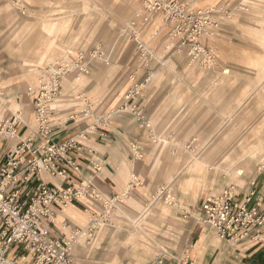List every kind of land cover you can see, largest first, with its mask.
Here are the masks:
<instances>
[{"label":"crops","instance_id":"crops-1","mask_svg":"<svg viewBox=\"0 0 264 264\" xmlns=\"http://www.w3.org/2000/svg\"><path fill=\"white\" fill-rule=\"evenodd\" d=\"M154 28L148 39L132 38L116 45L99 38L87 43V36H81L73 45L51 47H60L57 62L75 65L83 55L89 67L84 74L90 80L84 85L75 83L79 68L65 75L62 93L51 107V138H74L81 144L67 154L79 172L65 166L69 174L65 180L43 171L30 182V193H36L41 182L69 185L88 178L106 196H121L111 224H104L90 242L79 236L72 243L71 254L80 264H187L186 256L192 264H264V243L219 238L204 222L202 208L210 194L232 188L238 202L264 210V151L245 156L247 146L239 143L228 154V133L244 130L221 123L227 115H238L235 102L244 100L241 94L249 82L252 115L260 116L262 73H246L230 60L252 46L220 42L215 44V61H189L178 40L172 46L163 44L170 36L168 29ZM45 62L27 75L0 61V108L18 129L15 136L0 137V164L22 140L43 144L27 89L49 77L55 63ZM259 65L255 68H264ZM139 83H144L140 94L122 108L125 94ZM87 101L92 112L84 115ZM246 118L241 110L237 122L245 126ZM213 132L224 133L223 139L211 143ZM232 162L238 169L229 174L227 166ZM99 210L101 203L90 198L56 208L51 236L66 241ZM2 231L0 225V244ZM6 256L19 264H31L34 258L17 243L9 246Z\"/></svg>","mask_w":264,"mask_h":264},{"label":"built area","instance_id":"built-area-1","mask_svg":"<svg viewBox=\"0 0 264 264\" xmlns=\"http://www.w3.org/2000/svg\"><path fill=\"white\" fill-rule=\"evenodd\" d=\"M156 0H145L147 15L151 16L152 5ZM152 18L145 17V25L163 15L164 22L171 26V36H176L179 30L186 26L188 33L182 38V44L190 43L194 60L204 58L205 62L215 61L217 55L203 43L206 38L207 24L217 26L211 18V10H194L184 0H177L172 5L158 8ZM134 32L132 38L139 39ZM75 65L66 62H56L50 70L47 79L38 87L27 89L31 97L35 119L39 126L43 144L33 146V139L22 140L17 144L7 161L0 164V225H3V237L0 244V264H19L7 258L6 252L13 243L22 245L34 256L31 264H80L72 256V243L77 237H83L90 242L104 224H111L116 203L121 196H106L92 179L82 178L69 185H49L41 182L36 193H30L29 184L43 171L51 175H60L65 180L69 178L65 166H71L79 172L78 164L68 157V152L80 149L81 144L74 138L65 141H55L51 138L53 102L62 93L61 83L65 75L79 68V72L87 73L88 65L81 55ZM144 83L133 86L126 94L122 108H127L142 91ZM82 113L89 115L92 110L90 101ZM129 102V103H128ZM0 108V137L7 138L18 133L17 125L11 118L3 116ZM99 169L100 166L96 165ZM83 198H90L101 203V210L94 212L86 226L77 227L66 241L51 236L50 224L54 222L56 208H63ZM203 220L213 227L219 238L233 242L245 239L264 243V210L259 206L248 207L235 199L232 188L210 194L202 205ZM185 263L192 264L186 256Z\"/></svg>","mask_w":264,"mask_h":264},{"label":"rangeland","instance_id":"rangeland-1","mask_svg":"<svg viewBox=\"0 0 264 264\" xmlns=\"http://www.w3.org/2000/svg\"><path fill=\"white\" fill-rule=\"evenodd\" d=\"M176 1H154L150 5L152 11L149 16L145 0H0V61L3 60L5 63L11 64V68H20V72L28 75L37 70L36 65L40 66L45 62V57H48L45 64L56 63L61 58L62 54L58 51L60 47L55 46L57 48L51 49L53 45L65 42L68 45H73L81 36H87V43H93L95 38H99L106 44L116 45L132 39L134 32H137L138 38L148 39L155 29L154 27L158 25L168 29L170 35L172 28L164 22L163 15L156 16L150 25H145L144 20L146 16L152 18L160 10L159 7H167ZM184 1L194 10L212 11L211 18L217 22V26L207 24L206 38L202 40L209 50L212 49L218 56L215 44L220 42L252 46L253 48L236 54L237 57L230 58V60L243 66L244 72L249 74L261 72L264 77V68H255L259 64V66H264V0ZM45 24H48L49 27L44 28ZM188 28L190 26L187 24L179 30V33H176V36L170 35L173 39L169 36V41L166 39L167 34L163 39V44L172 46L176 43L174 39L178 40L177 44L186 49L187 54L184 53L186 58L192 61L194 60L190 50L192 46L190 43L182 44V38L188 33ZM68 36H73V39L65 41ZM44 49L45 51H43ZM256 50L260 52H255ZM38 57L40 58L36 62ZM200 60L205 59L201 58ZM224 71L227 74L231 72L229 68ZM76 77L75 83L81 85L90 80V75L84 73H79ZM235 82L234 80L233 84ZM251 88L249 82L241 94L244 100L235 102L239 106L235 112L238 115H227L226 120L223 119L221 122L222 125H229V128H243L244 130L237 134L228 133V154L235 152L239 143V147L247 146V149H244L247 153L245 156L264 151V99L260 100L258 107L260 116L252 115ZM263 96L264 94L261 95V98ZM255 103L258 104L257 100ZM20 109L23 110V107L20 106ZM241 110L247 116L245 126H241L237 122ZM210 135V142L214 143L219 141L220 137L223 139L224 133L213 132ZM230 158L228 157V159ZM227 167L229 174L238 169L235 162L229 163ZM232 180L234 178L229 179L228 183ZM81 239L84 238L81 236Z\"/></svg>","mask_w":264,"mask_h":264},{"label":"bare ground","instance_id":"bare-ground-1","mask_svg":"<svg viewBox=\"0 0 264 264\" xmlns=\"http://www.w3.org/2000/svg\"><path fill=\"white\" fill-rule=\"evenodd\" d=\"M262 6H263V5H262ZM48 27H49L48 24H45V25H44V28H48ZM60 27H61V26H60ZM60 27H59V28H60ZM241 104H242V103H241ZM241 104H240V105H241ZM223 125H224V124H223ZM220 126H221V125H220ZM228 126H229V125H228ZM218 128H219V127H218ZM213 131H214V130H213ZM221 136H222V135H221ZM225 136H226V135H225Z\"/></svg>","mask_w":264,"mask_h":264}]
</instances>
